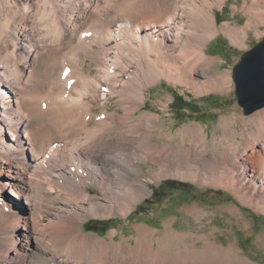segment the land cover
<instances>
[{
  "label": "bare ground",
  "instance_id": "obj_1",
  "mask_svg": "<svg viewBox=\"0 0 264 264\" xmlns=\"http://www.w3.org/2000/svg\"><path fill=\"white\" fill-rule=\"evenodd\" d=\"M222 2L0 0V176L7 164L4 175L13 189L4 193L5 202L26 214L13 220L2 206L0 264L33 263L37 250L49 255L35 264H254L232 245L223 247L210 238L202 248H156L145 225L138 227L135 245L79 230L85 217L126 216L150 192L146 181L162 176L239 189L243 202L257 204L252 198L258 194L246 184L254 189L263 182L262 177L254 181L258 169L264 173V157L253 149L264 136V111L241 132L240 151L236 142H228L206 155L201 150L215 146L216 139L207 143L200 126L182 129L184 135L199 137L192 145L154 144L158 124L152 119L159 114L136 115L145 102L143 89L161 78L197 93L230 89L228 70L201 68L214 63L205 44L221 29L232 43H245L254 16L264 18V0H243L240 7L248 16L243 27L228 21L217 25L211 9ZM92 62L98 67L95 73ZM114 95L121 112L106 110ZM167 104L161 103L163 108ZM11 105L17 123L8 112ZM97 107L101 109L95 112ZM230 124L221 118L223 130ZM3 127L12 136L8 144ZM145 161L158 168L140 175L138 162ZM90 185L99 192L92 193ZM54 201L64 211L59 222L47 223L53 219L48 209L47 222L37 226L45 205ZM190 210L203 212L197 206ZM20 223L24 234L17 233ZM169 236L160 245L182 234ZM47 238L57 241L61 253ZM259 241L264 246V235Z\"/></svg>",
  "mask_w": 264,
  "mask_h": 264
},
{
  "label": "rangeland",
  "instance_id": "obj_2",
  "mask_svg": "<svg viewBox=\"0 0 264 264\" xmlns=\"http://www.w3.org/2000/svg\"><path fill=\"white\" fill-rule=\"evenodd\" d=\"M242 2L243 0H224L220 5H214L211 12L215 16L217 25L220 26L223 21H228L231 25L246 26L248 16L240 7ZM254 18L256 22H252L248 26L245 43H232L224 30L221 29L222 31L214 34L205 44L204 51L214 58V63L202 65L201 68L213 69L216 73L228 70L231 74L230 89L197 93L193 87L175 84L165 78H161L143 89L145 102L136 111V115L145 112L159 114V117L152 119L154 124H158L153 133L154 144L166 142L183 144L185 142V145H192L193 140L197 141L199 137L184 135L182 129L185 126L198 125L202 128L207 143L212 144L213 139H216L215 146H207L201 150L203 155L212 149L217 150L216 146L220 149L223 148V144L228 142H236L237 146H240L244 140L241 132L253 127L251 120L257 118L264 111V107H262L245 115L242 108L237 104L232 79V68L239 60L240 55L264 38V18L255 16ZM85 66L89 67L88 61H86ZM91 67V72L95 73L96 68H98L96 63L92 62ZM121 75L120 78L128 77V75ZM117 97L114 95L112 100L106 102L107 111L121 112L118 110L120 103L117 102ZM162 102L168 103L167 106L163 108ZM94 103L97 104L98 100ZM100 109L97 107L95 112L100 111ZM8 112L10 116L12 115V120L17 123L16 110L13 105L10 106ZM221 118H229L231 121L230 126L225 130L220 125ZM20 126V124H14L13 127L19 128ZM1 134L4 135L6 144L11 142L12 136L7 134V127H3ZM238 149L241 150L240 147ZM253 150L258 156L264 157V136ZM117 164L120 163L117 162ZM138 164L142 167L140 175L150 167L158 168V165L149 161L138 162ZM7 166L5 164L0 176V210L5 205L3 212L16 220L19 219L20 214L22 216L26 214L21 213L14 205L5 202L4 195L9 194V191L13 189L10 186L11 180L4 175L9 170ZM261 172L262 170L258 169L257 178H254V181H258L262 177L263 182L256 183L254 189H250L251 183L246 184L248 190L258 194L259 197L255 195L252 198V201L254 198L257 200V204L243 202L238 196L240 194L239 189L201 185L173 176H162L159 181H146L150 192L137 201L134 208L126 216L114 214L103 218L85 217L81 219L79 230L83 233L95 234L108 241L113 240L122 245H135L137 229L139 226L145 225L149 229L150 240L153 241L156 248H168L173 252L186 249L188 246L202 248L206 239L210 238L223 247L232 245L239 255L251 263L264 264V246L259 241V237L264 235V203L262 204L264 197H261L264 195V173ZM249 178L251 177L248 176L246 180ZM89 190L92 193L99 192L96 187L91 185ZM47 206V210L44 209L42 212L44 214L42 220L40 218L39 221H36L37 226L47 222L45 219L48 209L52 211L53 219L47 223L59 222L58 216L64 214L61 204L56 203V201L45 205V207ZM194 206L203 212L191 211L190 208ZM229 207H235L238 211L233 213ZM25 232V227L20 223L17 233L24 234ZM175 234H182V236L174 237L170 239L168 244L161 243L160 245L159 240L163 236ZM50 240L51 238H47L50 247L52 249L55 247L53 250L61 253L62 249L56 244L57 241L55 239ZM30 245L33 247V244L30 243L28 246L31 247ZM41 253L37 250L36 255L38 256L34 258L35 263L37 260L48 258V253V255ZM24 262V264H29L26 263V260ZM34 262H30V264H35ZM54 264H58V261H55Z\"/></svg>",
  "mask_w": 264,
  "mask_h": 264
},
{
  "label": "water",
  "instance_id": "obj_3",
  "mask_svg": "<svg viewBox=\"0 0 264 264\" xmlns=\"http://www.w3.org/2000/svg\"><path fill=\"white\" fill-rule=\"evenodd\" d=\"M232 79L237 104L245 115L264 107V38L240 55Z\"/></svg>",
  "mask_w": 264,
  "mask_h": 264
}]
</instances>
